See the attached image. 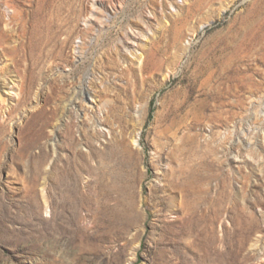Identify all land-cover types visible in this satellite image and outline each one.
<instances>
[{
    "label": "rangeland",
    "instance_id": "1",
    "mask_svg": "<svg viewBox=\"0 0 264 264\" xmlns=\"http://www.w3.org/2000/svg\"><path fill=\"white\" fill-rule=\"evenodd\" d=\"M0 264H264V0H0Z\"/></svg>",
    "mask_w": 264,
    "mask_h": 264
},
{
    "label": "bare ground",
    "instance_id": "2",
    "mask_svg": "<svg viewBox=\"0 0 264 264\" xmlns=\"http://www.w3.org/2000/svg\"><path fill=\"white\" fill-rule=\"evenodd\" d=\"M103 14V13H102Z\"/></svg>",
    "mask_w": 264,
    "mask_h": 264
}]
</instances>
